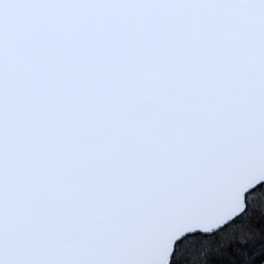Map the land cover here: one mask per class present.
Returning a JSON list of instances; mask_svg holds the SVG:
<instances>
[{"label":"snow or ice","instance_id":"snow-or-ice-1","mask_svg":"<svg viewBox=\"0 0 264 264\" xmlns=\"http://www.w3.org/2000/svg\"><path fill=\"white\" fill-rule=\"evenodd\" d=\"M264 244V0H0V264H248Z\"/></svg>","mask_w":264,"mask_h":264},{"label":"trees","instance_id":"trees-1","mask_svg":"<svg viewBox=\"0 0 264 264\" xmlns=\"http://www.w3.org/2000/svg\"><path fill=\"white\" fill-rule=\"evenodd\" d=\"M247 260L248 264H264V244L257 242L250 247Z\"/></svg>","mask_w":264,"mask_h":264}]
</instances>
